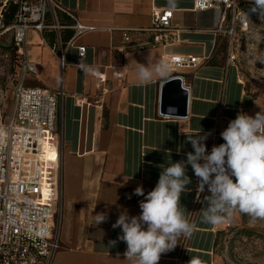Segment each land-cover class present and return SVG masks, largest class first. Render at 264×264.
<instances>
[{
    "label": "crops",
    "instance_id": "0c3cea01",
    "mask_svg": "<svg viewBox=\"0 0 264 264\" xmlns=\"http://www.w3.org/2000/svg\"><path fill=\"white\" fill-rule=\"evenodd\" d=\"M53 1L77 21L95 27L77 36L70 29L74 19L57 10V21L66 29L43 34L31 30L27 36L26 56L37 73L25 76L22 85L65 93L57 120L63 186L60 249L53 264H127V245L118 240L121 229H113L112 224L122 211L129 216L140 214L139 202L144 197L134 195L135 188L142 185L146 195L156 186L163 167L186 160V154L194 151L186 134L210 132L205 141L210 153L213 145L224 143L215 137L217 119L233 120L239 112L255 116L264 109V98L249 93L238 68L227 65L228 44L222 49L220 42L226 37L223 31L228 30L230 13L224 21L220 10L198 12L195 0ZM155 9L174 12L177 40L153 48L150 34L133 33L135 44H125L123 31L151 27ZM58 33L67 47L64 69L52 51ZM79 46L87 48L82 63L78 62ZM13 49L12 34L0 36V59L15 63L11 92L18 71ZM7 54L9 59H5ZM149 54L154 62L198 57L201 63L194 69L173 67L169 80L140 86L136 63L146 64ZM115 71L123 77L116 78ZM94 73L106 81L100 84ZM175 77L182 78L189 89L187 117H176L173 107L166 116L160 114L163 87ZM186 174L191 183L181 204L195 228L190 237L180 236L174 250L162 254L158 264H188L193 256L204 264H218L216 247L224 223L213 226L204 221L201 210L210 193L207 187L198 193L199 181L190 165ZM97 213H106L108 219L96 225Z\"/></svg>",
    "mask_w": 264,
    "mask_h": 264
},
{
    "label": "built area",
    "instance_id": "2783aa9c",
    "mask_svg": "<svg viewBox=\"0 0 264 264\" xmlns=\"http://www.w3.org/2000/svg\"><path fill=\"white\" fill-rule=\"evenodd\" d=\"M10 5L16 6L17 11L12 23L7 24L5 12ZM57 10L74 19L75 25L70 29H74L77 36L95 30L77 21L53 0H0V36L12 34L13 54L18 65L14 76L17 85L11 92L13 109L9 116L2 113L0 90V264H53L60 249L62 137L57 132V120L65 93L22 85L25 76L37 73L36 65L26 56L28 33L31 30L40 34L47 30L59 32L67 28L59 25ZM195 10H220L224 21L231 14V29L223 32L231 37L227 65L236 66L235 29L247 31L249 26L243 21L244 12L238 1L195 0ZM152 17V26L147 29L123 31L125 44H135L133 33L150 34L149 45L153 48L166 47L177 40L179 31L173 26L172 10L155 9ZM66 48L58 33V42L52 51L62 69ZM77 50L78 62L82 63L87 48L79 46ZM5 59H9L8 54ZM165 60L175 70L194 69L201 63L198 57H166ZM94 77L100 84L106 81L98 73H94ZM115 77L121 79L123 75L115 71ZM230 121L223 117L217 119L216 138L221 137L220 133Z\"/></svg>",
    "mask_w": 264,
    "mask_h": 264
},
{
    "label": "clouds",
    "instance_id": "9594fccd",
    "mask_svg": "<svg viewBox=\"0 0 264 264\" xmlns=\"http://www.w3.org/2000/svg\"><path fill=\"white\" fill-rule=\"evenodd\" d=\"M252 11H259L264 18V0H253ZM146 61L137 62L135 67L140 86L172 77L169 61L154 62L151 54ZM260 109L255 116L239 112L220 133L224 143L213 145L210 153L205 144L210 132L186 134L194 150L186 154V160L163 167L156 186L146 195L142 185L135 188L133 194L144 197L139 202L140 214L129 216L122 211L112 224L113 229H121L118 240L127 245V264H158L162 254L174 250L180 236L190 237L193 233L195 225L186 217L181 204V196L189 191L187 185L191 183L186 174L189 165L199 181L198 193L206 187L210 193L201 210L205 222L218 226L231 221L237 211L253 221L264 220V109ZM107 219L106 213L95 215L96 225ZM188 264L204 262L193 256Z\"/></svg>",
    "mask_w": 264,
    "mask_h": 264
},
{
    "label": "rangeland",
    "instance_id": "374dc122",
    "mask_svg": "<svg viewBox=\"0 0 264 264\" xmlns=\"http://www.w3.org/2000/svg\"><path fill=\"white\" fill-rule=\"evenodd\" d=\"M237 1L244 12L243 21H247L249 26L247 31L238 27L235 29L236 67L247 91L264 98V18L252 11L253 0ZM226 25L230 30L231 21ZM230 41L228 35L222 38L220 46H227ZM14 64L0 59L1 110L4 116H9L13 109L11 78ZM219 233L216 247L218 264H264V220L253 221L237 211L231 221L224 223V229Z\"/></svg>",
    "mask_w": 264,
    "mask_h": 264
},
{
    "label": "water",
    "instance_id": "95a60500",
    "mask_svg": "<svg viewBox=\"0 0 264 264\" xmlns=\"http://www.w3.org/2000/svg\"><path fill=\"white\" fill-rule=\"evenodd\" d=\"M183 85V79L180 77H175L164 85L160 108L162 116H166L168 109L173 107L177 109L176 117H187L189 89Z\"/></svg>",
    "mask_w": 264,
    "mask_h": 264
},
{
    "label": "trees",
    "instance_id": "16d2710c",
    "mask_svg": "<svg viewBox=\"0 0 264 264\" xmlns=\"http://www.w3.org/2000/svg\"><path fill=\"white\" fill-rule=\"evenodd\" d=\"M251 6H252V8H253V3H252ZM16 11H17V7L14 6V5H10V6L7 8V10H6V12H5V19H6L7 24H11V23H12ZM256 13H257L258 15H260L259 11H256ZM225 48H226L225 45L222 46V49H225ZM14 60H15V58H14ZM217 244H218V241H217Z\"/></svg>",
    "mask_w": 264,
    "mask_h": 264
}]
</instances>
